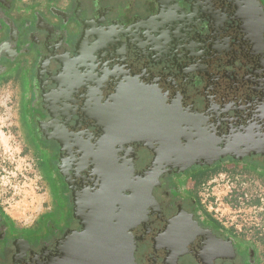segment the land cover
<instances>
[{
	"label": "flooded vegetation",
	"instance_id": "1",
	"mask_svg": "<svg viewBox=\"0 0 264 264\" xmlns=\"http://www.w3.org/2000/svg\"><path fill=\"white\" fill-rule=\"evenodd\" d=\"M42 1L0 0V87L59 221L41 236L0 203V264H111L125 253L88 227L114 224L132 264H258L198 189L219 171L264 175V0ZM162 121L208 156L165 164ZM103 204L134 213L90 219Z\"/></svg>",
	"mask_w": 264,
	"mask_h": 264
},
{
	"label": "rangeland",
	"instance_id": "2",
	"mask_svg": "<svg viewBox=\"0 0 264 264\" xmlns=\"http://www.w3.org/2000/svg\"><path fill=\"white\" fill-rule=\"evenodd\" d=\"M13 92L11 88L0 87V203L9 219L18 228L29 227L38 221V234L44 236L46 223H58V213L45 212L50 208V195L40 178L34 160L26 151L23 133L18 123L17 101ZM241 167L248 169L246 164ZM43 169H46L45 164ZM240 172L241 175L256 180L257 184L260 181L264 182V177L249 174L245 170ZM231 176L222 171L212 175L204 182V184L210 183V186L203 185L198 189L199 198L214 219L227 227V230L236 229L245 240L249 234L245 232V228L251 226L254 221L260 220L250 210L252 204L244 203L233 208L226 202L229 191L233 187L237 188ZM208 187L210 189L205 191ZM248 189L254 191L255 188L250 185Z\"/></svg>",
	"mask_w": 264,
	"mask_h": 264
},
{
	"label": "water",
	"instance_id": "3",
	"mask_svg": "<svg viewBox=\"0 0 264 264\" xmlns=\"http://www.w3.org/2000/svg\"><path fill=\"white\" fill-rule=\"evenodd\" d=\"M162 116H160V119ZM164 121L160 122L159 135L163 140L162 144L159 147V157L166 158L165 164H171L176 162L177 165H181L182 167H189L191 164H194L195 158L208 156L209 151L208 147L201 143V140H197L195 142H186L184 144L180 143L177 137L174 135V131L172 128L167 129V125H162ZM221 155H223L220 152ZM217 156V154H216ZM224 156V155H223ZM218 158V157H215ZM207 165H211L212 161L206 163ZM118 183L115 179H111V187H110V195L112 197L118 196V192L120 191L121 186L113 185L114 183ZM131 193V197L129 199H133L140 192V189L137 186L131 187L128 190ZM134 213L132 207L128 208L125 206H121L120 209L115 213L113 206L108 208L107 205L101 206V208L94 207L92 210V216L90 219L92 220H116L121 222H126L130 219L131 215ZM129 228L126 224H114V225H106V226H89L88 230L100 229L102 231L101 236H111L110 239H106L103 241V245H106L107 251L111 252H123L125 253L121 258H116L112 256L111 258H107L108 262L111 264H115L118 262H122V264H132V256L131 250L127 247L128 238L121 235L120 230H125ZM112 230L111 234H107V231L104 233V230ZM127 253V255H126Z\"/></svg>",
	"mask_w": 264,
	"mask_h": 264
},
{
	"label": "crops",
	"instance_id": "4",
	"mask_svg": "<svg viewBox=\"0 0 264 264\" xmlns=\"http://www.w3.org/2000/svg\"><path fill=\"white\" fill-rule=\"evenodd\" d=\"M16 6L22 8L24 4H27V8L24 7V9H28L29 11H34L35 9L40 10L42 6L45 5V1L42 0H16ZM222 173H232V176L241 174L240 170L235 172L230 171H222ZM261 177H264V175H259ZM259 206V204H257ZM253 211V209H250ZM255 214L254 216L257 217L260 221H254L251 226L245 228V232L249 233L248 237L242 239L240 236V233L238 231H231L233 235H237L239 237V241L243 246L250 247L255 251V258L257 259L258 264H264V211L255 210L252 212ZM256 220V219H255Z\"/></svg>",
	"mask_w": 264,
	"mask_h": 264
},
{
	"label": "built area",
	"instance_id": "5",
	"mask_svg": "<svg viewBox=\"0 0 264 264\" xmlns=\"http://www.w3.org/2000/svg\"><path fill=\"white\" fill-rule=\"evenodd\" d=\"M231 177L233 179V182L237 184V188L233 187L229 191L228 196L226 198L227 199L226 202L230 203L233 208H237L240 205H243L244 203L252 204L250 209H253L254 213H255V210H260L261 212L264 211V182L260 181L259 183L260 185H259L255 183L256 180H252L251 177H248L247 175H241V174L239 175L235 174L234 176H231ZM225 178H227V181H229L227 176ZM203 185L210 186V183L209 184L203 183L202 186ZM250 185L253 187V189L255 188L254 191H250L248 189V186ZM208 189H210V187L205 189V191ZM257 204H259V206H257ZM230 230H233V229H230Z\"/></svg>",
	"mask_w": 264,
	"mask_h": 264
}]
</instances>
